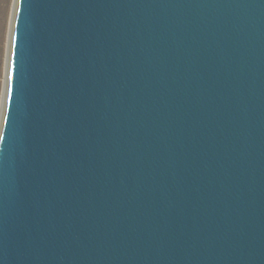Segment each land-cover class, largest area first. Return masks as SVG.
Segmentation results:
<instances>
[{
    "label": "water",
    "instance_id": "95a60500",
    "mask_svg": "<svg viewBox=\"0 0 264 264\" xmlns=\"http://www.w3.org/2000/svg\"><path fill=\"white\" fill-rule=\"evenodd\" d=\"M0 264H264V0H17Z\"/></svg>",
    "mask_w": 264,
    "mask_h": 264
},
{
    "label": "bare ground",
    "instance_id": "6f19581e",
    "mask_svg": "<svg viewBox=\"0 0 264 264\" xmlns=\"http://www.w3.org/2000/svg\"><path fill=\"white\" fill-rule=\"evenodd\" d=\"M7 2H9L7 4ZM17 0H0V127L2 123L8 84L10 43ZM5 5L6 8H5ZM4 12V16L2 14Z\"/></svg>",
    "mask_w": 264,
    "mask_h": 264
},
{
    "label": "rangeland",
    "instance_id": "374dc122",
    "mask_svg": "<svg viewBox=\"0 0 264 264\" xmlns=\"http://www.w3.org/2000/svg\"><path fill=\"white\" fill-rule=\"evenodd\" d=\"M14 1H15V0H14ZM8 3H9V2H7V4H8ZM6 6H7V5H5V8H6ZM1 14H2V17H3V16H4V15H3V14H4V12H3V13H1ZM0 83H1V80H0Z\"/></svg>",
    "mask_w": 264,
    "mask_h": 264
}]
</instances>
